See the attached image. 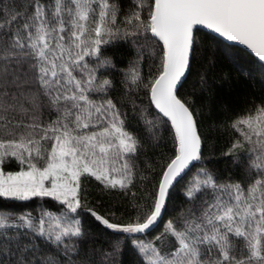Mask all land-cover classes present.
Wrapping results in <instances>:
<instances>
[{
  "label": "snow or ice",
  "instance_id": "obj_1",
  "mask_svg": "<svg viewBox=\"0 0 264 264\" xmlns=\"http://www.w3.org/2000/svg\"><path fill=\"white\" fill-rule=\"evenodd\" d=\"M131 3L126 13L119 0H13L0 6V198H49L62 206L60 215L43 211L38 220L28 213L11 222L12 214H0V255L12 257L8 264H76V241L84 235L80 210L130 236L158 223L177 179L203 158L197 113L179 94L199 50L200 27L264 62V0ZM117 41L152 46L148 75L140 71L138 52L123 84L126 94L142 92L147 99L141 116L154 109L157 119H145L153 136L160 125L174 133L173 154L154 191L126 224L86 209L82 195L88 177L105 190L129 192L137 176L141 142L127 130V118L111 96L113 81L97 74L114 67L103 48ZM45 111L55 118L45 120ZM231 127L239 138L225 155L242 164L241 178L220 181L198 169L200 176L190 177L185 191L192 207L181 213V223L166 224L158 238L164 243L136 242L139 264H264V102ZM11 161L19 170H4ZM33 237L60 249L62 257L41 252ZM119 251L116 244L110 255Z\"/></svg>",
  "mask_w": 264,
  "mask_h": 264
},
{
  "label": "trees",
  "instance_id": "obj_2",
  "mask_svg": "<svg viewBox=\"0 0 264 264\" xmlns=\"http://www.w3.org/2000/svg\"><path fill=\"white\" fill-rule=\"evenodd\" d=\"M12 2L13 0H0V6ZM119 2L125 13L132 7L131 0ZM197 42L199 50L192 61L188 78L180 86L179 94L193 105L197 113L199 132L203 138V158L172 188L159 225L146 234H134L136 240L134 236L107 229L96 221L89 211L80 210L77 218L81 221L84 235L76 241L78 251L73 254L76 264H110L113 260L116 264H139L136 242L142 240L152 241L154 244L164 243L158 238L165 232L166 224L169 221L181 223V213L192 207L193 202L186 198L185 191L189 178L200 176L198 169H208L220 181L241 178L242 164H234V157L225 153L234 140L239 138V133L231 127L232 122L246 114V110L254 106L259 107L264 102V63L247 50L236 45L231 46L200 29ZM151 48L152 46L147 44L144 48H137L130 41H117L104 46V55L111 59L114 67L101 68L97 73L113 81L111 96L120 104L127 118V130L136 134L141 142L139 154L135 159L137 176L134 185L129 186V192H123L119 188L105 190L93 177L84 180L82 195L85 208L96 211L111 222L126 224L134 220L137 204L143 205L148 194L154 191L159 175L174 151V133L170 126L160 125L155 129L156 135L153 136V131L149 130L145 119H157L154 109L148 108L141 116V108L147 106V99L142 92L126 94L123 84V73L127 71L129 62L136 60L138 52H143L139 61L140 71L142 75H148L149 65L153 62V57L149 54ZM49 118L54 119L55 114L45 111L44 119ZM240 160L243 164L248 162L244 151L240 152ZM4 170L17 171L19 165L11 161L4 166ZM132 193L136 195L133 196ZM194 203L199 207L200 200ZM61 207L49 198H33L27 202L0 198V214H12L11 222H15V216L19 214L30 213L37 220L43 211L60 215ZM8 231L14 235L17 229ZM32 243L38 244L41 252L56 254L58 257L63 255L60 249L46 244L42 239L33 237ZM116 244H119L120 251L112 256L110 254ZM11 259V256L0 255V261L4 264H8Z\"/></svg>",
  "mask_w": 264,
  "mask_h": 264
},
{
  "label": "water",
  "instance_id": "obj_3",
  "mask_svg": "<svg viewBox=\"0 0 264 264\" xmlns=\"http://www.w3.org/2000/svg\"><path fill=\"white\" fill-rule=\"evenodd\" d=\"M199 29H200V30H203V31H205V32H207V33H209V34H212L213 36L217 37V38L220 39V40L225 41L227 44H229V45H231V46L236 45V46L240 47V48L243 49V50H247L252 56L255 57V55H254L253 53H251L250 50H248L245 46L239 45L238 43H235V42L227 41V40H225L224 38L219 37L218 34L212 33L211 30L204 29L203 27H200ZM255 58L258 59L257 57H255ZM258 60H259V59H258ZM259 61H260V60H259ZM263 63H264V62H263ZM188 73H189V71L186 73V76H185V78L183 79V83H184V82L186 81V79L188 78ZM183 83H182V84H183ZM179 89H180V87H179ZM202 148H203V145H202ZM198 162H199V161H198ZM198 162H194V164H196V163H198ZM194 164H193V165H194ZM193 165H191L190 168H192ZM190 168H189L188 170H186V172H185L184 174H186V173L190 170ZM184 174H182V176H183ZM182 176H181V177H182ZM181 177H179V178L177 179V181L175 182V184L178 182L179 179H181ZM175 184H174V185H175ZM164 212H165V211H164ZM163 214H164V213H163ZM162 216H163V215H162ZM162 218H163V217H161V218L159 219L158 223H157L154 227H152L150 231L154 230V228H156V227L159 225V223L161 222ZM148 232H149V231H148ZM148 232H146V233H148ZM146 233H144V234H146ZM135 235H137V234H135Z\"/></svg>",
  "mask_w": 264,
  "mask_h": 264
}]
</instances>
